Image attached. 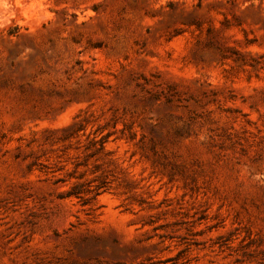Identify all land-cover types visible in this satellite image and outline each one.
<instances>
[{
  "label": "rangeland",
  "instance_id": "obj_1",
  "mask_svg": "<svg viewBox=\"0 0 264 264\" xmlns=\"http://www.w3.org/2000/svg\"><path fill=\"white\" fill-rule=\"evenodd\" d=\"M0 264H264V0H0Z\"/></svg>",
  "mask_w": 264,
  "mask_h": 264
}]
</instances>
